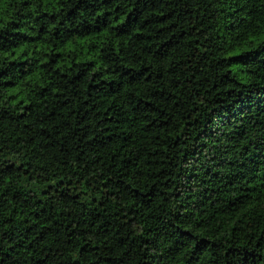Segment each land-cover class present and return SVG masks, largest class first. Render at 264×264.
Listing matches in <instances>:
<instances>
[{
  "label": "trees",
  "instance_id": "1",
  "mask_svg": "<svg viewBox=\"0 0 264 264\" xmlns=\"http://www.w3.org/2000/svg\"><path fill=\"white\" fill-rule=\"evenodd\" d=\"M0 264H264V0H0Z\"/></svg>",
  "mask_w": 264,
  "mask_h": 264
}]
</instances>
